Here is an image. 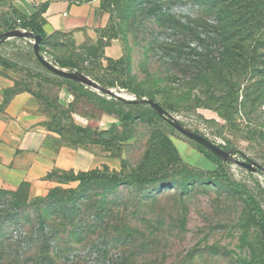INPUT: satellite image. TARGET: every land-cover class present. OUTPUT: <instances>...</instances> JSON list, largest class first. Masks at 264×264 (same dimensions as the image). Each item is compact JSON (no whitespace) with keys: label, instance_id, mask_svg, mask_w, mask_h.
<instances>
[{"label":"rangeland","instance_id":"374dc122","mask_svg":"<svg viewBox=\"0 0 264 264\" xmlns=\"http://www.w3.org/2000/svg\"><path fill=\"white\" fill-rule=\"evenodd\" d=\"M158 5L153 0H112L109 6V21L124 48L125 79L158 103L179 106L172 114L185 126L219 146L229 142L248 160L264 167V141L245 138L236 130L220 129L210 123L216 120L227 125L230 120L264 134V33L258 31L248 38L238 31L223 41L218 35L217 18L193 1L167 0L160 9ZM26 42L29 41H7L0 46V57L18 61V85L41 97L47 129L62 138L60 144L79 147L90 143L91 137L78 135L75 127L106 131L119 122L96 103L68 92L63 80L36 62L30 42L21 50L20 44ZM202 56L212 64L201 66ZM83 60L79 62L82 66H91ZM92 66L98 74L105 68L100 62ZM207 105L213 109H206ZM161 125L166 131H157L141 120L121 124L108 147L97 146L109 157L110 170L121 171L123 164L138 168L147 155L152 163L158 154L161 159L167 158L171 155L170 144L185 163L211 169L213 164L200 158L192 141L166 124ZM233 155L245 160L240 154ZM225 163L229 177L250 189L264 209V175ZM169 185L173 189L154 198L144 199L133 191L122 195L125 199L114 207V213L123 221L113 227L108 260L126 258L130 264H264V241L257 219L239 194L221 182L199 179L195 171L174 176ZM4 193L0 191V211L12 203H29L26 215L34 217L36 208L42 205L30 199L25 190L18 193L17 201L11 196L3 197ZM0 224V238L7 235L17 239L20 235L16 226L10 227L8 220L1 218V212ZM93 241L96 245L103 240ZM27 245L25 241L5 246L0 264H32L29 255L15 254L20 249L23 255ZM73 246L58 263L103 264L100 257L97 260L93 244Z\"/></svg>","mask_w":264,"mask_h":264},{"label":"trees","instance_id":"16d2710c","mask_svg":"<svg viewBox=\"0 0 264 264\" xmlns=\"http://www.w3.org/2000/svg\"><path fill=\"white\" fill-rule=\"evenodd\" d=\"M153 1L160 3V6L158 5L159 9L162 4L164 6V4L167 3V0ZM184 1H193L200 6L202 10L211 12V14L217 18L219 22L218 35L223 41L226 39L230 40L233 36L237 35L238 31L248 36V38L254 37L258 34V31L264 33V0ZM100 2L101 10L111 14L112 19V11L109 10V6L112 5V0H100ZM46 9L47 5L42 6L37 13L32 16H27L18 13L17 10L11 6L8 13L0 16V34L21 28L40 35L43 38L41 42L42 54L51 58L53 63L59 67L68 70H78L98 82L104 88H121L137 96L138 99L149 98L157 102L154 97L132 86L125 79L124 56L117 60L105 57V48L111 41L119 40L111 20L106 28L97 30L99 41L95 45L85 47V54H82L78 58L80 60L77 58L66 59L54 57L48 52L47 36L43 29L42 22L40 21V14ZM83 58L86 59L83 60ZM81 60H83L82 63L89 61L91 66H82L81 63H79ZM36 62L39 63L37 59ZM96 62H100L105 66L103 73L98 74L94 71L92 65ZM199 63L201 66H205L204 64L206 63L212 64L206 56L200 57ZM40 66L43 67L41 64ZM0 67L13 71L14 73L19 69L18 63L7 60L4 57H0ZM205 71H208L207 68ZM37 77L41 78V75L37 74ZM57 77L63 80L64 85L69 88L68 92L75 93L79 99L84 98L91 103H96V106L105 114L114 116L119 120L118 123L114 124L106 131H93L86 128L75 127L74 130L78 135L91 137L90 145L108 147L110 142H112V135L116 133L121 124H130L137 120L148 123L152 128L160 132L166 131L165 127L161 125L162 123L173 129L167 122L162 120L150 106L126 104L125 102L100 95L74 81L59 76ZM22 91H27L35 95L41 101L42 112L44 111L41 97L32 91L21 89L18 82H16L14 90L10 93ZM159 104L171 113L177 112L180 109L179 106L174 104ZM206 109H213V107L207 105ZM210 123L215 124L220 129L229 128L236 130L244 134L245 138L250 139L252 137H258L264 141V134H260L251 128L239 127L230 120H227V125L220 124L216 120H211ZM172 133L170 134L169 132L170 136H173ZM192 144L195 145L203 157L214 165L213 170L192 167L185 163L181 155L176 152V149L170 144L168 146L171 150L170 156L161 159L158 154V158L152 163L153 160L147 155L145 161H143L138 168H130L126 164H123L121 171L110 170L108 166H104L103 169H95L79 174L49 175V178L55 179L62 184L78 182L79 185L75 189L57 187L51 190L46 197L37 198V200L42 202V205L36 208L34 217L26 215L27 208L31 206L29 203H12L7 205L5 210H1V218L4 220L7 219L8 223H10V227L16 226L20 235L17 239L7 235L0 238V260L6 253L4 251L5 246L12 245L15 242L24 243L26 241L29 245L25 248L27 250L23 255L20 249L15 251L18 257L27 254L30 256L29 262L32 264H60L58 262L64 254L71 252L74 247L73 244L88 242L93 244L97 260L99 261L100 257L103 264H106L107 261H109L108 264H130V261L126 258H121V260L113 262L107 258V247H109V238L111 237L113 227L120 225L123 221V218L121 219L119 214L116 215L114 213V207H119V205L123 203L125 198L123 199L122 195L125 192L133 191L146 197L144 199L160 196L169 191V189H173V186L169 184L174 176L183 175L188 171H195L199 179H211L221 182L239 194L256 217L258 230L264 241V209L252 191L245 185L229 177L226 171L227 164L223 160L217 158L204 147L194 142H192ZM221 147L226 151H233L235 154H240L245 160L247 159L243 153L238 152L229 142L226 146ZM247 161L250 162L251 160L247 159ZM21 190H25L27 194H29L26 186ZM21 190L17 192L5 191L6 193H4L3 197L6 195L11 196L12 199L17 201L19 199L16 196ZM91 219H93V221ZM95 238L97 240L102 238L103 241L95 245L96 242L94 243L93 241ZM130 238L132 239V237ZM53 247H55L56 250H53ZM74 263L75 262H72V264Z\"/></svg>","mask_w":264,"mask_h":264},{"label":"crops","instance_id":"0c3cea01","mask_svg":"<svg viewBox=\"0 0 264 264\" xmlns=\"http://www.w3.org/2000/svg\"><path fill=\"white\" fill-rule=\"evenodd\" d=\"M45 5L40 21L48 52L54 57L78 59L85 54V47L97 44V30L109 23L100 0H0V16L11 6L20 14L32 16ZM28 43L20 44L22 51ZM104 54L117 60L124 56V48L119 40H113ZM16 82L13 71L0 67V190L17 192L26 186L30 199L43 198L57 187L78 185L62 184L49 175L79 174L109 165V157L96 145L60 144L62 138L47 129L41 101L27 91L10 93ZM213 169L212 165L209 170Z\"/></svg>","mask_w":264,"mask_h":264},{"label":"water","instance_id":"95a60500","mask_svg":"<svg viewBox=\"0 0 264 264\" xmlns=\"http://www.w3.org/2000/svg\"><path fill=\"white\" fill-rule=\"evenodd\" d=\"M11 39H25L31 42L33 47V53L39 63L49 72L55 74L56 76L74 81L85 86L94 92L106 96L110 99H116L118 101L125 102L126 104L135 105L142 104L150 106L158 116L167 122L175 131L187 138L188 140L204 147L206 150L210 151L217 158L223 160L227 163H234L237 166L244 168L250 172H255L264 175V167L253 161L239 160L237 159L232 151H226L221 146L217 145L215 142L202 135L201 133L185 126L178 118H176L171 112L162 107L158 102L153 99L142 98L138 99L137 96L130 93L126 94L123 90L119 88H104L98 82L88 77L87 75L79 72L78 70H68L59 67L54 64L52 60L42 54L41 42L42 36L37 35L33 32L16 29L0 34V46Z\"/></svg>","mask_w":264,"mask_h":264},{"label":"built area","instance_id":"2783aa9c","mask_svg":"<svg viewBox=\"0 0 264 264\" xmlns=\"http://www.w3.org/2000/svg\"><path fill=\"white\" fill-rule=\"evenodd\" d=\"M31 43V42H30Z\"/></svg>","mask_w":264,"mask_h":264}]
</instances>
